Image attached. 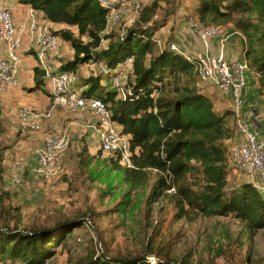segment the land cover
<instances>
[{"label":"rangeland","instance_id":"rangeland-1","mask_svg":"<svg viewBox=\"0 0 264 264\" xmlns=\"http://www.w3.org/2000/svg\"><path fill=\"white\" fill-rule=\"evenodd\" d=\"M6 1L11 2L16 24L21 20L23 23L30 5L18 0H0V4ZM140 1L141 8L126 9L122 18L110 23L101 35L116 38L127 28L144 24V16L152 10V21L167 23L156 34V51L180 29L179 20H187L190 15L205 26H219L223 35L214 38L219 40V44L227 32L240 31L236 21L241 20L248 26L246 36L249 48L260 47L258 37L264 30L261 6L250 11L239 9L223 17L208 15L205 20L200 18L195 9L200 0ZM231 1L226 0L225 4ZM38 13L42 20H48L43 12ZM62 25V28L55 29L56 25L52 24L54 33L67 27ZM71 29L83 42L90 39L88 33L79 34L77 27ZM22 40L20 53L32 47L28 29L22 32ZM63 46L66 47L63 57H71L70 43L60 38V48ZM251 58L247 57L250 73L260 74L251 66ZM34 65L41 66L35 55L23 56L20 63L22 70L18 74L20 85L0 89V226L17 225L22 230L33 231L86 216V224L72 231V235L67 237L47 264H80L102 253L111 256L145 254L152 261L159 258L173 259L181 264H264V229L252 231L233 216L207 217L189 210L181 214L176 196L167 192L160 200L154 201L151 192L160 171L147 169L133 173L111 167L106 155L99 152V135L89 126L90 122L86 118L83 119L84 126L79 127L73 124L76 121L74 117L50 121L59 125V130L55 132L66 131V127L71 125L67 130L71 142L61 156V169L54 177L44 179L36 175L33 171L34 152L41 144L29 145L28 142L32 133L43 130L44 122L40 130H21L19 108L23 105L33 108H43L44 105L45 108V104L50 101L49 108L51 95L48 94L50 87L47 83L37 91L24 90L23 86L34 84ZM97 67L98 64L91 62L79 66L74 72L79 78L73 86L77 94L83 91L82 76ZM119 68L126 69L125 62L119 64ZM108 79L111 81L110 77L103 76V82ZM191 82H195L203 91L208 89L198 77ZM214 98L217 99L215 95ZM58 108L68 110V115L87 111L76 112L69 106ZM226 109H230L228 104L221 110ZM241 119L245 120V117ZM237 121L236 116H230L227 120L232 132L231 138L227 140L228 147L237 140ZM17 158H23L25 165L20 184L12 181V163ZM240 176L233 168L230 169L231 184L239 182ZM196 179L190 175L191 181Z\"/></svg>","mask_w":264,"mask_h":264},{"label":"trees","instance_id":"trees-1","mask_svg":"<svg viewBox=\"0 0 264 264\" xmlns=\"http://www.w3.org/2000/svg\"><path fill=\"white\" fill-rule=\"evenodd\" d=\"M19 1L43 12L49 21L67 26L55 31L73 50L71 57L59 58V71L76 72L81 65L98 64L82 76L80 95L100 98L108 106L113 121L128 137L134 164L133 168L127 167L118 153H104L111 167L133 173L160 171L151 198L158 201L166 192L175 195L181 214L189 210L207 217L233 216L252 231L264 229V192L247 179L232 184L229 181L232 167L227 140L232 132L227 120L235 110L218 109L214 100L191 82L198 77L197 59L189 60L171 48L175 35L156 51V34L167 23L152 21L151 10L144 16V24L129 27L114 38L101 35L107 29L109 9L99 0ZM225 1L200 0L195 9L205 20L208 15L223 17L259 6L264 14V0ZM236 22L239 30L246 33L248 26L241 20ZM72 27H77L81 35L88 33L90 39L83 42ZM258 40L260 47L248 46L245 58L252 57L251 66L264 73V30ZM21 54L36 56V51L30 48ZM130 57L134 58V68L123 80L126 92L122 96L109 79L103 82V76L112 78L117 66ZM32 69L34 84L25 88L37 91L47 81L41 66L34 65ZM99 152L103 153L101 149ZM190 175L196 181H191ZM172 186L176 193L169 192ZM86 222V216H81L33 231L17 225L0 226V264H47L72 231ZM80 264L181 263L161 258L152 261L145 254L102 253Z\"/></svg>","mask_w":264,"mask_h":264},{"label":"built area","instance_id":"built-area-1","mask_svg":"<svg viewBox=\"0 0 264 264\" xmlns=\"http://www.w3.org/2000/svg\"><path fill=\"white\" fill-rule=\"evenodd\" d=\"M109 9L107 27L110 23L118 22L126 9L141 8L140 0H99ZM199 31V36L205 47V54L197 59L199 80L209 86L217 88L224 96L232 101L237 117V128L240 134L229 149V160L233 170L245 177L247 181L264 191V137H260L251 128L249 121L242 120L241 108L243 89L247 85V71L250 66L247 59L229 61L226 59L223 47L226 36L221 42V51L218 54L211 53L212 41L221 37L223 31L219 26H205L195 16L190 15L187 19ZM28 29L31 35V45L36 51V57L44 69L45 79L50 87L51 106L43 111L31 106L23 105L19 108L20 129L35 131L41 129L45 120L51 119L54 111L60 106H69L73 111H93L96 119L89 123L99 135L100 149L105 154L118 153L121 161L130 168L134 167L129 140L121 129L113 121L108 106L100 98H84L73 90L78 82V76L71 71H59L57 62L50 61V53L60 52V37L54 33L52 27L42 18L37 10L30 8L27 18L17 27L14 23L11 6L0 4V89H8L20 85L18 74L22 54L19 50L23 46L22 32ZM157 41V39H156ZM160 43V42H159ZM171 48L182 53L187 59H194L188 53L182 51L175 43ZM162 48V47H161ZM126 69H115L111 78L112 86L122 96L125 88L122 83L134 68V58L125 61ZM264 83V79H263ZM71 137L67 130L63 132L52 131L44 143L37 147L34 152V168L36 175L49 179L54 177L61 169V156L70 145ZM23 158L13 160L12 170L14 184H20L24 176ZM170 193H176L175 186L169 189Z\"/></svg>","mask_w":264,"mask_h":264},{"label":"crops","instance_id":"crops-1","mask_svg":"<svg viewBox=\"0 0 264 264\" xmlns=\"http://www.w3.org/2000/svg\"><path fill=\"white\" fill-rule=\"evenodd\" d=\"M19 1V0H18ZM7 5L11 6V2L6 1L5 2ZM3 3V4H5ZM2 5V4H1ZM23 19V18H22ZM180 25L178 28H180L174 38V43L184 52L188 53L191 55L193 58H198L201 55L205 54V47L200 40L199 36L197 35V28L193 26L191 23H189L185 18H181L180 20ZM46 22L52 27V24H55V29L57 28H62L63 25L60 23H54L50 22L49 20H46ZM14 23L17 27H19L22 24V20L16 24L15 20ZM190 24V25H189ZM199 33V32H198ZM248 41H247V36L246 33H243L241 31H232V32H227L226 35V41L225 45L223 47V51L225 54V57L227 60L232 61V60H237V59H243L246 57L245 55V50L248 47ZM65 46H63L60 50L59 53H50V61L52 62H57L60 57L65 56ZM211 53L213 54H218L221 51V45L219 44V40H214L212 41V46L210 49ZM72 50L70 51V56H72ZM244 56V57H243ZM33 68V67H32ZM252 68V67H251ZM254 69V68H253ZM264 73H260L257 75H252L250 73V70L247 71V85L243 89V100H244V105L241 108V115L245 117L247 121L251 124V128L254 132H256L260 137H264ZM208 89L205 90L204 92L209 95L214 102L216 103V107L219 109L225 105L228 104L231 109H234V106L232 105L231 99L228 97L224 96L217 88L209 85ZM24 90L26 89V86H23ZM75 91V90H74ZM214 95L217 97V99L214 98ZM51 100V97H50ZM50 101L45 108L43 105V108H38L35 107V109H47L49 106ZM85 112V111H84ZM69 113L68 110L65 109H60L58 108L55 110L53 114V118L50 120H45L44 121V127L43 130L40 132H35L31 134V137L29 138V145H35V144H43L45 140V136L50 134L51 131L54 130H59V125L58 123L52 124L50 121H56L58 118H68V117H74L76 118V121L73 123L77 127L79 126H84V121L83 119H87L88 122L94 121L96 119V115L93 111H86L85 113H78L75 115H68ZM236 116V115H233ZM70 126L66 127V130L69 131ZM64 129V128H63ZM62 129V130H63ZM238 133V137H239ZM237 137V138H238ZM33 148V146H31ZM30 148V149H31ZM241 179H238L239 182H242L245 180V177L242 175L240 176Z\"/></svg>","mask_w":264,"mask_h":264}]
</instances>
